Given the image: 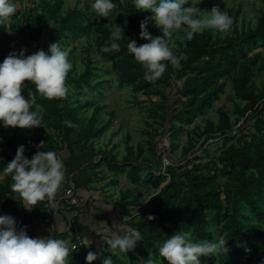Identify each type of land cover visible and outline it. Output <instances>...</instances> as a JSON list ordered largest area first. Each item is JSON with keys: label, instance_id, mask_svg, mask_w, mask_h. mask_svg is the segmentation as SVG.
<instances>
[{"label": "trees", "instance_id": "1", "mask_svg": "<svg viewBox=\"0 0 264 264\" xmlns=\"http://www.w3.org/2000/svg\"><path fill=\"white\" fill-rule=\"evenodd\" d=\"M34 2L37 6L27 9L21 18L17 13L5 24H0V62L10 52L19 53L22 48L27 50L26 55H30L31 43L47 51L49 44L54 42H59L65 49L75 40L92 37L88 51L97 52L102 61L99 64L110 65L120 87L132 88L147 98L160 99L150 110L153 124L147 125L151 130L145 131L150 137L148 144L155 159L156 148L162 138L169 141L167 151L171 162H174L172 155H176L185 135L184 147L179 161L166 166L165 172L158 175L153 172L155 165L150 159L142 158L140 147L137 154L128 148L129 153L122 162L117 160L115 149L96 151V139L113 121L110 119L103 126L99 115L105 106L95 105L91 98L103 97L106 86L111 82L98 79L100 65L97 66V61L91 57L82 63L85 70L79 71L75 67V51L71 48L68 59L73 68L66 78V97L49 100L35 93L33 86L36 101L44 109L41 127L22 130L0 126V215L21 214L23 225L28 226L32 216L42 221L54 213L47 201L28 211L23 207L19 194L11 191V175L3 174L2 170L15 157L19 146H24V155L29 159L37 151L51 150L59 158L67 151V169L74 164L83 167L91 160L87 157L83 163L85 153L89 152L101 159L97 164L90 163L86 169L91 171L107 164L116 176H128L135 182L151 186L155 196L150 201L151 209L141 201L143 192L133 195L132 190L124 192L115 204L101 199V207H95L98 198L90 195L82 199L79 192L77 195L83 200L79 209L60 199L57 207L76 214L68 220L67 231H56L54 237L69 241L67 264H86L85 257L89 251L98 256L93 264H101L105 256H110L113 264H149L150 260L156 264H168L159 256L160 243L177 231L188 233L194 241L215 240L213 227L217 228L219 238L228 240V252L202 256L200 264H261L264 261V83L260 87L253 80L258 72L264 76V8L260 10L261 16L254 28L242 23L239 30L235 24L225 35L206 29L191 40L178 39L174 53L182 56L181 66L174 68L169 64L159 79L149 81L144 78L145 69L134 59L127 44L133 39L138 45L147 43L140 39V24L151 13L136 12L132 0H114L117 7L107 19L91 9L92 0L78 3L66 13L61 0ZM227 13L231 17V11ZM241 14L238 10L236 17ZM115 24L124 29L125 38L118 42L119 51L104 52L102 48L110 44V32ZM148 32L153 37L162 36L151 20L148 21ZM255 50L258 52L251 55ZM25 83L28 84L27 81ZM28 86L31 87L30 84ZM228 88L233 91L228 99L235 105V118L231 120L230 115L220 109L219 123L207 119L203 130L201 125L187 129L205 116ZM72 90L75 95H71ZM21 94L28 99L26 89H22ZM85 95L89 98L84 99ZM93 106V113L87 116V111ZM218 134L222 138L217 148L220 157L204 161L210 153L209 147L205 148L207 143ZM41 143L44 144L43 149L37 147ZM200 150L203 159L188 160L190 154L195 155ZM183 162L185 164H181ZM161 165L162 160L159 161ZM69 172L67 177L71 176ZM134 210L140 214L133 215ZM149 216L154 219L149 220ZM126 218L129 219L126 221ZM114 220L122 221L123 224L119 223L122 226L115 225ZM76 227L83 233L80 234ZM127 227L138 228L142 240L133 250L122 253L121 258L117 252L108 250L106 239L111 233L122 232ZM92 235L96 242L88 246L79 245ZM72 244L79 246L71 250ZM101 245L106 249L100 251Z\"/></svg>", "mask_w": 264, "mask_h": 264}, {"label": "clouds", "instance_id": "2", "mask_svg": "<svg viewBox=\"0 0 264 264\" xmlns=\"http://www.w3.org/2000/svg\"><path fill=\"white\" fill-rule=\"evenodd\" d=\"M132 4L136 12L151 13L140 24V39L147 43L138 45L133 39L127 44L134 59L145 69L144 78L149 81L159 79L169 64L174 68L181 66L182 56H177L171 46L178 32L182 31L183 38L191 40L206 29L227 33L233 24L229 14L218 6H213L210 11L201 10L191 0H132ZM90 7L98 16L107 19L117 5L114 0H92ZM16 12L14 0H0V24L8 22ZM149 20L154 22L162 36L149 34ZM124 38V29L115 24L110 32V44L102 51H119L118 42ZM26 51L23 48L19 53L12 51L0 62V126L4 128L31 130L41 127L44 109L37 103L35 93L49 100L64 98L68 93L66 78L73 68L68 51L59 42L49 44L47 51L40 49L31 55H26ZM22 89L27 90L28 99L21 94ZM66 123L71 126L70 122ZM43 145L37 147L43 149ZM24 152V146H19L15 157L2 171L11 175V191L18 193L23 207L31 211L41 202L54 201L65 180V165L51 150L37 151L31 159ZM26 227L18 226L11 215H0V264H67L69 241L51 235L30 237ZM141 240L138 228L127 227L122 232L111 233L106 243L112 250L128 253ZM227 241L223 237L194 241L188 233L177 231L159 244L158 253L168 264H200L202 256L227 253ZM90 244L88 240L86 246ZM97 258V253L89 251L86 264H93ZM101 264H113V260L105 256ZM149 264L156 262L150 260Z\"/></svg>", "mask_w": 264, "mask_h": 264}, {"label": "rangeland", "instance_id": "3", "mask_svg": "<svg viewBox=\"0 0 264 264\" xmlns=\"http://www.w3.org/2000/svg\"><path fill=\"white\" fill-rule=\"evenodd\" d=\"M36 1L39 2V0ZM61 1L63 2V12L66 13L69 9L74 8L78 3H84L86 0H61ZM14 2L17 4L16 14L18 13L20 18L26 12L27 9L30 8L33 9L35 6H37V3L35 4L34 0H20L18 2L14 0ZM191 3L194 6L196 5L201 10L210 11L213 6H218L221 10H224L226 12L231 11V17L233 20L232 25L237 24L239 30H241L242 28V23H245L246 26H251L254 28L258 22V18L261 16L260 10L264 8L263 0H207V1L191 0ZM238 10H241L242 14L236 17V13L238 12ZM214 33H218V32L214 30ZM222 34L225 35L226 33H222ZM178 39H183L182 31L178 32L171 42L173 51L176 47V41ZM91 42H92V37L80 38L78 40L71 42L69 44L70 46L65 47V50H67L69 53V50H71V48L74 49L77 57V64L75 65V67H77L79 71L82 72L85 70L82 63L86 61L88 57L95 59L97 61L96 65L97 66L100 65L99 66L100 70H98L99 73L98 79L100 80L104 79L106 81L111 82L108 86H106L107 90L103 97L91 98V101L95 103V105H97L98 103L101 106H105V109L102 110V112L99 115L101 119L100 122L104 123V124L102 123L103 126L108 124L109 122L108 120L112 119L113 121L112 125L104 132V134L96 139L95 141L96 151L99 149L103 151H110L112 149H115L114 154L116 155L117 160L122 162L129 153L128 148H132V152L137 154L140 147L142 148L143 151L142 158L143 159L149 158L150 162L155 165L153 167V172L157 175L160 173H164L165 167L169 166L165 161L168 160L169 158V153L167 151L168 149L166 147V145L169 144V141L167 138L161 139V142H159L156 148L157 158L155 159L148 144L150 137L147 134H145V131L151 130L147 125V123L151 125L153 124V119L150 117V110L154 108V104L158 103L160 99L147 98L141 93H135L132 88L120 87V84L117 82V75L111 69L110 65L107 63H105L104 65L103 63L99 64L102 61L98 56L97 52L90 53L88 51V44ZM29 46L32 48V50H29L30 55L40 50L39 48L36 47V44L34 43H31ZM256 52L258 51L255 50L254 52L251 53V55ZM262 52L264 54V50H262ZM253 82L257 86L261 87V85L264 83V76L260 72H258ZM71 95H75L74 90L71 91ZM229 95H233V91L228 88L226 94L222 95L221 99L214 103L212 109L209 110V112L205 116L200 117L197 120L196 124L188 127L187 129L191 130L194 128L195 125H201V129L203 130L205 126V121L207 119H210L216 124L219 123L218 110L220 109L225 110L230 115L231 120H233L235 118L234 117L235 105L229 101L228 99ZM83 98L86 99L89 98V96L85 95L83 96ZM73 101H75L74 97H73ZM243 105L244 103H242V106ZM93 108L94 106L87 111V116H91V114L93 113ZM219 136L220 134L214 135L215 139L209 140V142L207 143L205 148L209 147L210 153H209V158L204 159V161H208L211 159L216 160L218 157H220V153L217 151V148L221 145L222 138H219ZM184 139H185V135L182 137L176 155L174 156L172 155L173 161L176 163L177 161H179V158L182 155V148L184 147V142H183ZM205 139L206 137L203 138L201 144L205 141ZM199 147L196 149V151L199 149ZM163 153L165 154L163 155ZM78 154L79 152L77 149L76 155ZM68 155L69 153L67 151L63 152L61 154L62 160L65 159L67 160L69 158ZM84 157L86 158H84L83 163H85L87 157L90 158L91 160L88 161L81 168H78L80 167V164H76V165L74 164L71 169H76V171L75 170L72 171V172L75 171L76 173H78L80 170L83 171L81 172L79 178H81L84 174L86 175L87 180H89L88 182L90 184L92 197L99 199V202L95 204L96 205L95 207H101L102 205L101 199H105L106 203L111 202L115 204L121 200L124 192L128 190H132L133 195H136L138 192H143V197L141 201L143 202L144 206L147 209L152 208L150 201L155 195L151 186H146L145 184H143V182H135L128 176H122V175L116 176L114 172L109 169L107 164H102L100 167L93 168V170L90 171L89 169H86V166H88L90 163L97 164L101 158L99 157L97 158V156L91 155V153L89 152L85 153ZM196 157L203 159L202 150L198 151L195 155L190 154L187 158L188 160H194ZM143 159H141V162L144 161ZM160 160L163 161V165L161 166H159ZM171 161L170 164H173L174 162ZM181 164H185V162ZM142 177H144V174H142ZM71 179H73L72 176L70 177L69 181ZM66 181H68V179H66ZM73 185L74 186L76 185L75 181H73ZM77 192L80 193V190L78 188H77ZM139 214L140 213L138 210L133 211V215L137 216ZM128 219L129 218H126V221ZM118 221L114 220L113 223H115V225L122 226L120 224H123V222L122 221L118 222ZM212 231L215 234V240L219 239V234H217V228L213 227ZM89 240L91 241V243L96 242V238L93 235L90 237ZM99 246L100 245H98L97 247L99 248ZM105 249L106 247L104 245H101L100 251ZM108 250L112 252L115 251L121 256V258L123 257L120 251L112 250L110 247L108 248Z\"/></svg>", "mask_w": 264, "mask_h": 264}, {"label": "crops", "instance_id": "4", "mask_svg": "<svg viewBox=\"0 0 264 264\" xmlns=\"http://www.w3.org/2000/svg\"><path fill=\"white\" fill-rule=\"evenodd\" d=\"M65 163H66V160L64 161V165H65ZM72 167L73 166H71V168ZM71 168H70V166L68 167V169L65 167V180H64V182H67L66 179H68V181H69L70 177L72 176L73 179H71L70 182H72V183H73V181L76 182L75 186H76V189L78 188L80 190L81 198L85 199L86 197H89L91 195V191H90V184L88 182L89 180H87L86 175L84 174L81 178H79L81 172H83V171L80 170L78 173H76L75 172L76 169H71ZM73 170H75L74 171L75 173L72 172ZM67 171L68 172L70 171L69 172L71 174L70 177H67V173H68ZM88 192H90V193L88 194ZM60 195H61V191L59 189L58 192L56 193L54 201L51 202V208L54 211V213L52 215H49V217L45 218L42 221H40L39 218L36 216L31 217L32 218L31 222L26 227L27 234L30 237H47L49 235H51L52 237H55L56 231L59 233H63L65 231H67L68 220H72L76 214L73 212H67L66 213L64 210H61L59 207H57L60 204V203H58L60 200ZM13 217L15 218V220L17 221V224L19 226H24L22 221H21V219H22L21 214H18V215L13 216ZM76 229L80 234L83 233L82 229H79L78 227H76ZM84 239H86V238H84Z\"/></svg>", "mask_w": 264, "mask_h": 264}, {"label": "built area", "instance_id": "5", "mask_svg": "<svg viewBox=\"0 0 264 264\" xmlns=\"http://www.w3.org/2000/svg\"><path fill=\"white\" fill-rule=\"evenodd\" d=\"M169 145H166L168 149ZM168 165L170 164V160H165ZM169 162V163H168ZM61 196L60 199L63 200L68 206L75 207V208H81L83 205V200L77 195V191L75 186L72 182L67 181L61 185ZM88 242L87 239H83L79 245H86ZM79 245L72 244L71 250H75Z\"/></svg>", "mask_w": 264, "mask_h": 264}]
</instances>
